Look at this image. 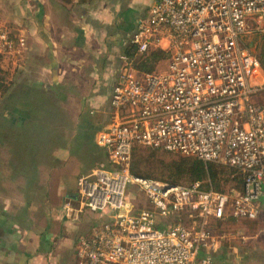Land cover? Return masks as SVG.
Segmentation results:
<instances>
[{
    "label": "built area",
    "instance_id": "1",
    "mask_svg": "<svg viewBox=\"0 0 264 264\" xmlns=\"http://www.w3.org/2000/svg\"><path fill=\"white\" fill-rule=\"evenodd\" d=\"M264 0H158L131 37L139 55L169 54L165 72L131 63L113 87L112 119L96 136L110 167L81 177L66 219L83 212L109 221L81 238L78 264H213L222 237L211 226L255 220L264 190ZM26 43L0 25V64ZM1 77V75H0ZM195 157L243 174V189L221 193L202 182L172 185L133 175L135 147ZM135 187L147 208L136 209ZM190 213L192 226L172 219Z\"/></svg>",
    "mask_w": 264,
    "mask_h": 264
},
{
    "label": "crops",
    "instance_id": "2",
    "mask_svg": "<svg viewBox=\"0 0 264 264\" xmlns=\"http://www.w3.org/2000/svg\"><path fill=\"white\" fill-rule=\"evenodd\" d=\"M156 1L0 0V25L26 43L0 64V264H78L80 239L109 221L90 211L70 221L62 207L75 204L81 177L110 167L96 136ZM258 207L255 220L224 222L213 264L224 249L227 264H264V193Z\"/></svg>",
    "mask_w": 264,
    "mask_h": 264
},
{
    "label": "trees",
    "instance_id": "3",
    "mask_svg": "<svg viewBox=\"0 0 264 264\" xmlns=\"http://www.w3.org/2000/svg\"><path fill=\"white\" fill-rule=\"evenodd\" d=\"M257 55L262 64H264V38L258 45ZM129 58L131 60V65L141 74L154 73L156 71L157 65L164 60H167L169 54L165 51L159 49H153L149 52L139 55L135 46H131L129 52ZM1 78V77H0ZM1 86V83H0ZM141 148L139 146L134 148L132 163H131V172L133 175L141 176L147 179H158L164 182H167L172 185H183L182 181H188L189 185L195 182H202L204 189L209 190L213 189L214 191L224 193L222 189V184L228 181H232L236 184V188L241 190L243 189V174L235 169L220 166L217 164H205L201 160L195 157H184L174 153H169L172 155H177L182 157L179 161H172L170 163H162L159 173H142L139 172L138 166L142 164L143 159L139 158L137 162H134L136 154ZM152 152H163L168 153L162 150L155 149H146ZM134 162V163H133ZM218 166L222 167L221 169ZM224 168L232 171L229 175H235V177L230 180L229 178L222 179V176L226 175ZM223 221L222 223H224ZM221 223V222H217ZM212 229V228H211Z\"/></svg>",
    "mask_w": 264,
    "mask_h": 264
},
{
    "label": "rangeland",
    "instance_id": "4",
    "mask_svg": "<svg viewBox=\"0 0 264 264\" xmlns=\"http://www.w3.org/2000/svg\"><path fill=\"white\" fill-rule=\"evenodd\" d=\"M160 64L165 66L168 64V61L167 60L161 61L158 65H160ZM3 74H1L0 83L4 82L5 76ZM5 79H6V77H5ZM9 83L10 82H8L7 84H9ZM0 93H1V91H0ZM60 114H61V112H60ZM139 158L144 160L142 162V164H139L138 166H136L138 168L139 172L155 173V174L161 172L160 171V168L162 165L161 162L167 164V163H170L172 161H179L182 159V157L177 156V155H172V154L163 153V152H152V151L146 150V149H140L138 151V153L136 154V157L133 159L134 162H137V160ZM218 168L221 169L222 167L218 166ZM224 172H226V175L222 176V179L229 178L230 180H232L235 177V175L230 176L229 174L232 171H230L226 168H224ZM156 180H158V179H156ZM182 184L188 185L189 182L187 180L186 181L183 180ZM222 189H223L224 193H226V192H230L231 190L237 189V188H236V184L234 182L228 181V182L222 184ZM129 196L134 199V204H135L136 209H143V208L148 207V204L146 203L145 198L140 194V192L138 191L137 188L131 187L129 189ZM177 223L192 226L191 224H193V223H192V218L190 217V213H187L184 216V219H182L181 221L179 219H172V220L168 221L169 225H174ZM211 228H212V231L214 233L221 234V235L225 236L230 231V223H214L211 226ZM224 250L219 252L221 259L218 260V264H227L228 263V261L226 260Z\"/></svg>",
    "mask_w": 264,
    "mask_h": 264
}]
</instances>
